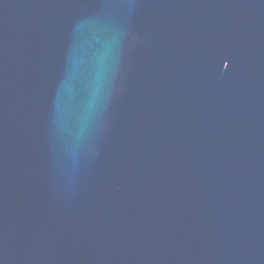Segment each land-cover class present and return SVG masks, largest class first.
<instances>
[{
    "label": "water",
    "instance_id": "water-1",
    "mask_svg": "<svg viewBox=\"0 0 264 264\" xmlns=\"http://www.w3.org/2000/svg\"><path fill=\"white\" fill-rule=\"evenodd\" d=\"M0 264H264V0H0Z\"/></svg>",
    "mask_w": 264,
    "mask_h": 264
}]
</instances>
